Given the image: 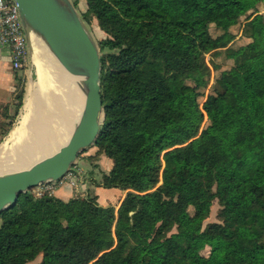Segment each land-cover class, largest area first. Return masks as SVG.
<instances>
[{
	"label": "trees",
	"instance_id": "1",
	"mask_svg": "<svg viewBox=\"0 0 264 264\" xmlns=\"http://www.w3.org/2000/svg\"><path fill=\"white\" fill-rule=\"evenodd\" d=\"M86 2L106 33L95 145L113 160L96 185L126 194H22L0 212V264H264V0ZM208 53L232 64L201 106ZM216 199L220 221L204 226Z\"/></svg>",
	"mask_w": 264,
	"mask_h": 264
},
{
	"label": "water",
	"instance_id": "2",
	"mask_svg": "<svg viewBox=\"0 0 264 264\" xmlns=\"http://www.w3.org/2000/svg\"><path fill=\"white\" fill-rule=\"evenodd\" d=\"M29 49L36 38L76 80L81 113L70 137L56 151L29 165L0 175V212L15 206L21 195L65 176L82 152L96 144L104 119L102 51L73 0H15ZM37 56V55H36Z\"/></svg>",
	"mask_w": 264,
	"mask_h": 264
},
{
	"label": "bare ground",
	"instance_id": "3",
	"mask_svg": "<svg viewBox=\"0 0 264 264\" xmlns=\"http://www.w3.org/2000/svg\"><path fill=\"white\" fill-rule=\"evenodd\" d=\"M36 43V58L39 60L40 56L44 66L40 64L41 74L47 76L50 73L63 90L61 107L51 111H46L43 107L38 111L34 101L35 92L30 91L21 119L9 134L8 141L11 144L6 141L0 146V160L6 157L7 167L13 170L23 168L56 151L70 137L81 113L82 94L76 80L69 75L41 39L36 38Z\"/></svg>",
	"mask_w": 264,
	"mask_h": 264
},
{
	"label": "rangeland",
	"instance_id": "4",
	"mask_svg": "<svg viewBox=\"0 0 264 264\" xmlns=\"http://www.w3.org/2000/svg\"><path fill=\"white\" fill-rule=\"evenodd\" d=\"M75 1V0H73ZM78 3V9L80 13L86 11L87 9V2L86 0H77ZM260 13H264V3L260 5L259 8ZM244 21L238 23L237 25L232 27V31L237 34V37L235 41L233 42L235 45L240 44V42H244L245 39L243 38L241 34L242 25ZM88 26L90 30L92 31L93 36L97 41L101 40L106 36V33L100 28L99 23L97 19H92L91 24L88 23ZM92 27V28H91ZM211 32L215 35L218 34L220 31L218 28H216L215 25L211 26ZM39 60L36 58L35 49L30 50V61L26 69H29V78L26 77L25 69L19 71L20 74L24 77V84L22 85L23 88V98H22V104L18 109V113L16 115L15 121L9 132L6 134L5 138H3L0 142V146L8 141L9 134L11 133L12 129L19 123L22 113L24 111V106L26 103L27 98L29 97V93L31 90H34V101L37 110L45 108L46 111H51L52 109H57L61 107V93L63 90L61 89V86L59 85L58 81L55 78H52V75L48 73L47 76L41 74L40 64L42 67L43 60L40 59L41 57L38 56ZM208 63L211 65L212 68V74L210 78V83L208 87L204 90V95L201 97V106H203L204 102L207 99V96L212 92L213 83L216 79V77L220 74V72L224 68H228L232 64V60L227 59L223 54L222 55H212L208 53L206 55ZM215 62L217 65H219V68H214L212 66V63ZM202 79V75L198 72L196 66L193 67L189 73H188V81L191 84H195L200 82ZM58 83V85H57ZM31 88V89H30ZM42 100V101H41ZM39 111V110H38ZM194 116L198 115V112L193 111L192 112ZM205 119L203 122V125L207 124L208 122V114L205 111ZM8 144H11L10 141H8ZM112 160V159H110ZM108 157L104 153L99 152V147L97 145H93L86 149L84 152H82L78 158V162L76 163L77 168L81 171V174L83 175L81 178H76V181L78 183V192L77 196H86L90 192L95 195L94 191H84L82 189V184H92L95 185L99 181H101V176L103 172H107L109 170L108 166ZM7 158L3 157L0 160V175L9 173L14 171L13 169H9L7 167ZM34 188H32L30 191H33ZM119 190V189H118ZM126 192V191H125ZM126 194V193H125ZM54 195V194H53ZM104 204H108L109 201H104ZM115 204H118V202H115ZM221 206L216 199L212 205L210 216L205 220L204 226H206L210 222H219V210ZM1 224V219H0ZM40 258L37 260H34L30 262L29 264H39Z\"/></svg>",
	"mask_w": 264,
	"mask_h": 264
},
{
	"label": "crops",
	"instance_id": "5",
	"mask_svg": "<svg viewBox=\"0 0 264 264\" xmlns=\"http://www.w3.org/2000/svg\"><path fill=\"white\" fill-rule=\"evenodd\" d=\"M23 73L29 78V69H25ZM17 75H20V72L17 73L12 67L9 48L0 43V142L5 138L9 123L17 111ZM110 159L111 158L108 157L107 163L109 170L113 166V160ZM82 186L84 191H94L98 196V201L102 205L113 204L118 206L126 193L125 190L116 187L107 188L96 185V183L95 185L85 183L82 184ZM53 194L64 200H68L77 196L79 192L71 185L65 184L59 186ZM104 201H109V203L104 204ZM115 202H118V204H115Z\"/></svg>",
	"mask_w": 264,
	"mask_h": 264
},
{
	"label": "built area",
	"instance_id": "6",
	"mask_svg": "<svg viewBox=\"0 0 264 264\" xmlns=\"http://www.w3.org/2000/svg\"><path fill=\"white\" fill-rule=\"evenodd\" d=\"M0 43L9 48L11 64L14 70L26 69L30 61V49L20 17L19 5L15 0H0ZM83 175L75 164L62 178L41 183L33 193L41 196L54 191L65 184L78 188L76 178Z\"/></svg>",
	"mask_w": 264,
	"mask_h": 264
}]
</instances>
